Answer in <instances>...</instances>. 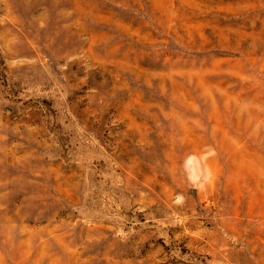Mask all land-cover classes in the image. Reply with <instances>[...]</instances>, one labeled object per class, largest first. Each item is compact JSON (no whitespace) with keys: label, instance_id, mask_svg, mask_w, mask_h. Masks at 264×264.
<instances>
[{"label":"rangeland","instance_id":"rangeland-1","mask_svg":"<svg viewBox=\"0 0 264 264\" xmlns=\"http://www.w3.org/2000/svg\"><path fill=\"white\" fill-rule=\"evenodd\" d=\"M0 264H264V0H0Z\"/></svg>","mask_w":264,"mask_h":264}]
</instances>
